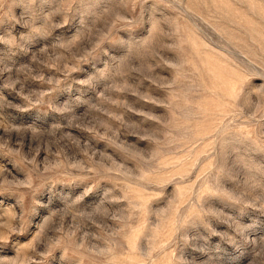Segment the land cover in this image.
<instances>
[{
	"label": "rangeland",
	"instance_id": "rangeland-1",
	"mask_svg": "<svg viewBox=\"0 0 264 264\" xmlns=\"http://www.w3.org/2000/svg\"><path fill=\"white\" fill-rule=\"evenodd\" d=\"M0 264H264V0H0Z\"/></svg>",
	"mask_w": 264,
	"mask_h": 264
}]
</instances>
